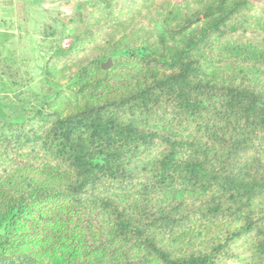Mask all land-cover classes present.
<instances>
[{"label":"trees","instance_id":"obj_1","mask_svg":"<svg viewBox=\"0 0 264 264\" xmlns=\"http://www.w3.org/2000/svg\"><path fill=\"white\" fill-rule=\"evenodd\" d=\"M52 16L28 99L0 29V264H264V0Z\"/></svg>","mask_w":264,"mask_h":264},{"label":"rangeland","instance_id":"obj_2","mask_svg":"<svg viewBox=\"0 0 264 264\" xmlns=\"http://www.w3.org/2000/svg\"><path fill=\"white\" fill-rule=\"evenodd\" d=\"M20 3H27L31 5L33 0H17ZM75 1L78 0H39L36 5H33L32 9H24L23 13H27L23 16L20 22V26H15L16 20L14 18V10L12 7L4 9L0 7V29H8V31H14L16 37L13 38L10 43L6 45L4 49V54L14 55L17 61L23 65V74L27 70L29 74H25L24 77L29 78L30 85L22 88L25 94L20 97L28 99L32 93L38 91V79H39V69L41 65V60L44 54L45 46L49 39L40 36L39 27L42 21L52 23L53 16H59L63 19L64 15L72 12L74 8ZM255 1V0H254ZM36 7L39 9H36ZM14 23V24H12ZM55 27L60 30H65L61 28V22H54ZM105 61L104 63H106Z\"/></svg>","mask_w":264,"mask_h":264},{"label":"water","instance_id":"obj_3","mask_svg":"<svg viewBox=\"0 0 264 264\" xmlns=\"http://www.w3.org/2000/svg\"><path fill=\"white\" fill-rule=\"evenodd\" d=\"M111 64V62L108 60L106 63L102 64V68H106Z\"/></svg>","mask_w":264,"mask_h":264}]
</instances>
